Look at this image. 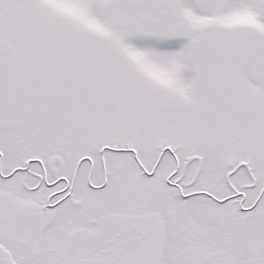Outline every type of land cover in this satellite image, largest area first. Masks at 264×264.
<instances>
[{
    "label": "snow or ice",
    "instance_id": "obj_1",
    "mask_svg": "<svg viewBox=\"0 0 264 264\" xmlns=\"http://www.w3.org/2000/svg\"><path fill=\"white\" fill-rule=\"evenodd\" d=\"M0 264H264V0H0Z\"/></svg>",
    "mask_w": 264,
    "mask_h": 264
}]
</instances>
